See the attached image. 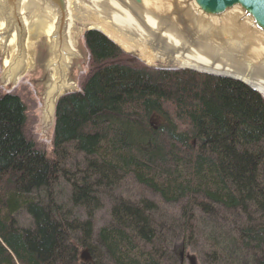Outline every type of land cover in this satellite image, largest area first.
<instances>
[{
  "label": "trees",
  "instance_id": "trees-1",
  "mask_svg": "<svg viewBox=\"0 0 264 264\" xmlns=\"http://www.w3.org/2000/svg\"><path fill=\"white\" fill-rule=\"evenodd\" d=\"M83 41L89 68L58 102L51 149L26 132L22 96L0 89V264H178L176 237L201 264H264L263 96L150 67L97 30ZM128 178L179 218L114 196ZM89 246L98 258L82 261Z\"/></svg>",
  "mask_w": 264,
  "mask_h": 264
},
{
  "label": "water",
  "instance_id": "water-1",
  "mask_svg": "<svg viewBox=\"0 0 264 264\" xmlns=\"http://www.w3.org/2000/svg\"><path fill=\"white\" fill-rule=\"evenodd\" d=\"M89 30L150 67L233 79L264 97V0H0V87L40 70V139H52L59 100L80 91L71 77Z\"/></svg>",
  "mask_w": 264,
  "mask_h": 264
},
{
  "label": "rangeland",
  "instance_id": "rangeland-1",
  "mask_svg": "<svg viewBox=\"0 0 264 264\" xmlns=\"http://www.w3.org/2000/svg\"><path fill=\"white\" fill-rule=\"evenodd\" d=\"M79 45H81V49L85 55V58L84 60L77 63L74 71V77H71L72 81H74L76 85H78L80 76L85 74V72L89 68V55L84 48L83 35H81V37L79 38ZM2 67L3 61L0 60V71L2 70ZM40 76V70H38L36 67L30 68L12 90L17 89L16 91L20 93L21 96H23L29 109L27 128L28 135L35 138L38 143L42 144L49 150L51 149L50 140L40 139L41 134L38 133V125L40 123L41 115L40 109L42 107V96L40 95L41 85L38 82ZM114 196H117V198L122 196L123 198H127L126 196H128L132 199V201H138L140 198L153 200L158 206L156 212L154 211L153 215L155 219L160 223L174 222V219L172 217L179 218V211L176 208V205L164 203L157 197V194H155L154 192L146 191L143 188L137 186L130 178L125 180L119 188L114 190ZM101 201L103 202V208L97 210L95 217V225L100 226L107 222L109 218L107 208L110 206V202H113V196L101 198ZM21 218L23 220V217ZM22 220L21 222L23 223ZM173 249L174 257L178 264H191V257L195 258L196 264H201L200 256L198 255L197 251L192 248H185L184 242L182 239H180V237H176L173 241Z\"/></svg>",
  "mask_w": 264,
  "mask_h": 264
},
{
  "label": "bare ground",
  "instance_id": "bare-ground-1",
  "mask_svg": "<svg viewBox=\"0 0 264 264\" xmlns=\"http://www.w3.org/2000/svg\"><path fill=\"white\" fill-rule=\"evenodd\" d=\"M105 32H107L106 30H105ZM108 33V35L109 36H111L112 34L111 33H109V32H107ZM0 89L2 90V91H4L5 93H12V92H17L16 90L17 89H15V90H10V91H5L2 87H0ZM18 93V92H17ZM18 94H20V93H18ZM22 98H23V96H22ZM24 99V98H23ZM24 101H25V99H24ZM27 109H28V107H27ZM29 110V109H28ZM26 132H27V130H26ZM157 197L161 200V201H163L158 195H157ZM133 202V201H132ZM164 203H167V204H170V203H168V202H165V201H163ZM90 205H92V203L90 204ZM110 205H111V202H110ZM110 207V206H109ZM103 208V207H102ZM101 209V208H100ZM107 211H108V208H107ZM97 212V211H96ZM109 214V213H108ZM95 217H96V213H95ZM95 217H94V219H95ZM89 221V220H88ZM108 221H110V218H108ZM96 223V222H95ZM103 225V224H102ZM83 229V228H82ZM97 229H101V226L100 225H95V230L97 231ZM75 235L76 236H78V237H80L81 236V233H75ZM97 251H98V247L96 248H92L91 249V247L89 246V247H84V248H81L80 249V254H79V257H80V259L82 260V261H85V262H91L92 260H93V257H94V261H95V259L96 258H98V256H96V254L95 253H97ZM93 254H94V256H93ZM85 256H86V258H85ZM93 261V262H94Z\"/></svg>",
  "mask_w": 264,
  "mask_h": 264
}]
</instances>
